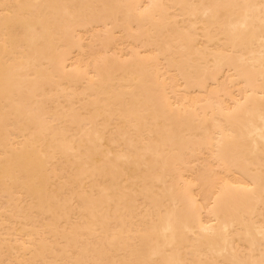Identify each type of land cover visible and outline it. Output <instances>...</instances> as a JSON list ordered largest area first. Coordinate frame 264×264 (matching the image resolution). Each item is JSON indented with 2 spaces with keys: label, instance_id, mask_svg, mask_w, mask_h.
Masks as SVG:
<instances>
[{
  "label": "bare ground",
  "instance_id": "6f19581e",
  "mask_svg": "<svg viewBox=\"0 0 264 264\" xmlns=\"http://www.w3.org/2000/svg\"><path fill=\"white\" fill-rule=\"evenodd\" d=\"M0 264H264V0H0Z\"/></svg>",
  "mask_w": 264,
  "mask_h": 264
}]
</instances>
